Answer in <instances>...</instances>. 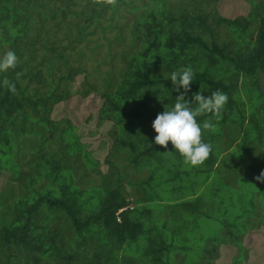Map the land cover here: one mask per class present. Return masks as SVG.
<instances>
[{
  "label": "trees",
  "instance_id": "trees-1",
  "mask_svg": "<svg viewBox=\"0 0 264 264\" xmlns=\"http://www.w3.org/2000/svg\"><path fill=\"white\" fill-rule=\"evenodd\" d=\"M222 1L0 0V55L11 50L18 57L14 69L0 73V176L6 174V183L13 186L8 195L0 198V264H60L61 261L82 264L88 256L118 263L124 252L137 257L141 245L135 252L131 246L144 242L151 243L157 259L171 264L170 256L177 250L173 224L192 223L184 218L189 210L195 213L192 214L195 220L197 216L213 219L214 215L201 214L196 208L199 200L195 203L193 200L198 199V194L190 196L194 183L189 177L199 172L186 169L184 175L178 173L188 185L177 193L185 198L175 197L163 206L179 204L182 218L175 223L148 219L146 214L151 210L147 205L153 200L137 197L130 186L121 187V175L117 183H109L111 189L100 208L86 207L84 203L89 199L81 198L85 192L83 180L92 171L101 175L96 159L99 155L88 150L79 127L60 113L58 106L68 103L80 88H83L81 97L96 94L100 109L91 119L97 116L98 123H110L109 134L114 143H119V148L129 147L135 154L141 152L142 160L155 161L156 169L165 176V181L160 175L159 180L170 184L171 192L176 189L169 176L174 168L166 163L174 159L164 155L178 153L173 151L171 142L167 149L153 143L156 133L152 122L178 94L169 80L170 74L190 66L194 80L186 99L190 100L198 91L209 95L215 90L228 97L218 120L211 114L198 118L212 119L215 125L202 133V139L209 143L206 138L211 142V132L227 127L224 137L228 143L238 124L240 136L228 148H234L243 138L248 148L259 146L254 139L243 135L248 117L241 112L242 118L235 122L228 114L232 107L244 106L240 99L234 98L240 83L247 82L249 77L258 84L264 78V23L255 16L250 19L251 26L243 29L240 20L220 15L218 6ZM209 13L213 14L214 25H225L233 34L238 32L241 41L230 42V34L226 33L227 36L221 37V45L210 44L209 36L216 32L209 23ZM126 31L128 35L124 37ZM96 35L101 36V42L93 39ZM212 38L215 40V36ZM243 47H247L248 53L236 63L235 58ZM5 79L15 85V92L9 91L8 84L3 83ZM162 87L169 97L162 95ZM160 96L162 100L158 99ZM143 114L150 121L147 136L143 134ZM128 132L136 137L128 136ZM214 149L212 145L205 162L208 167L221 168L224 157L220 160L221 154L215 155ZM44 152L47 155L40 160ZM207 171L205 168L200 172ZM155 173L152 172L154 176ZM163 182H159V190ZM54 187H58L59 195H55ZM122 190L131 194L125 196ZM221 192L219 185L213 194L218 196ZM60 210L65 212L63 219L71 222L69 227L64 225L69 230L66 234L59 227L61 219L51 222V218H59L49 217ZM120 210L123 211L117 214ZM246 210L248 216H236L229 224L218 215L215 219L218 226L228 231V236L236 237L232 242L245 251L242 237L253 225L250 219L254 216L252 208ZM192 243L194 239L179 245L191 249ZM68 253L73 257H63ZM138 260L136 264H147Z\"/></svg>",
  "mask_w": 264,
  "mask_h": 264
},
{
  "label": "rangeland",
  "instance_id": "rangeland-1",
  "mask_svg": "<svg viewBox=\"0 0 264 264\" xmlns=\"http://www.w3.org/2000/svg\"><path fill=\"white\" fill-rule=\"evenodd\" d=\"M145 1L150 3V0ZM176 1L177 0H172V3H176ZM252 3H256V5L258 3L263 4L256 7V5H252ZM218 9L222 17L240 20L243 29H247L251 26L252 21L250 19L253 18V16H256L264 23V0H224L219 3ZM132 18L133 15L129 16V19ZM208 20L210 21V25L214 28V33L216 32L209 36L210 40L207 38L206 34H203L210 44L215 42L221 45V37L227 36L226 33L230 34V42L241 41L238 32L233 34L227 31V26L225 25L220 27L214 25L213 14L209 13ZM127 35L128 32L126 31L124 37ZM256 35V32H253V37H256ZM212 36H215V40H213ZM95 38L99 39L100 42L102 41L100 35H96L93 39ZM120 45L122 46V44ZM247 53V47H243L239 56L235 58V62L240 63L241 60L246 57ZM105 67L107 68V66ZM81 81L80 79L79 83ZM233 83H236V81H233ZM82 89L83 88H80V92ZM80 92L72 97L68 103L61 104L58 107H60V113H63L65 117H70L73 124L79 127L82 133L83 143L89 145L88 150L91 151V153L99 155V157L96 156V159L99 161L98 167L101 175L99 171L96 173L92 171L93 174L85 176L83 180L85 192L81 195V198L82 200L89 199L88 202L84 203L86 207L92 209L100 208L102 201L105 199L104 196H107L108 190L111 189L109 183L112 184V181L113 183H117L121 175V183L119 182L121 187L130 186L132 188L131 192L133 191L134 194L137 193V197L142 199L144 196L150 198L151 201L153 200L149 202L151 203L150 205H147L151 210L150 213L146 214L147 217L149 216L148 219H153L155 220L154 222L165 220L175 223L182 218V210L179 204H170L165 208L163 206L166 205V202H173L175 197H179L182 200L185 198L178 196L177 193H179L180 190L184 191L183 187L188 185V183L178 172L183 174L185 169L186 171H198L199 173L194 172L189 177V181L193 178L192 183H194V188L191 195L188 193L187 197L189 195L193 196L194 194H198V199L193 200L194 203L199 200L196 208L201 214L206 213L210 214V216L212 215V217L214 215V217L209 220L197 216V220H195L192 215L195 213L189 210V212L184 215V218L191 220L192 223L182 224V222H180L173 224L176 227L172 226V235H176V244L174 243V245L177 250L172 252L170 256L171 264H264V183H258L254 179L259 175L261 170H264V151L260 149L259 146L248 148L246 138H243L242 142L234 148H228L231 147L240 136V126L238 124H235V129L231 136L232 140L228 143L224 137L227 127L219 129L220 131L216 133L211 132V142L209 137L206 138V140L215 147V155L216 153L217 156L221 154L220 160L224 157L221 168L215 166L208 167L206 162L194 167L186 164L183 157L179 154L175 155L176 153H173V155H164V158L170 157L174 159V161L166 163V165H172L174 168L171 169L169 176L172 177V183L176 186L174 191L169 192L170 184L163 182L165 181V176L162 177V172L156 169L157 163L155 161L150 158L142 160L139 158L142 155L141 152L135 154L129 147L124 149L119 148V143H114V138L109 134L110 123H98L97 116L91 119L93 113L97 115L99 112V97L94 93L91 95L89 94L87 97H81L79 94ZM234 98L240 99L244 103V106L238 104V106L232 107L228 114L229 119L235 122L238 121L242 118L240 115L241 112L244 117L247 116L249 121L244 128V132L264 148V78L261 77V81L259 80V83L256 84L253 78L251 79L248 77L247 82L242 81L240 83V87L237 89ZM226 106L227 102L224 107L226 108ZM138 111L142 112L143 110L139 109ZM146 118L147 116L143 114V119H145L143 134L147 136L150 130V121ZM209 131L210 129H208V132ZM128 136L136 137L132 132H128ZM121 137H123V135ZM28 143L29 139L25 141L26 145ZM114 148L115 150H113ZM110 151H113V153L110 154ZM219 151L222 152L218 153ZM42 154L43 156H41L40 160L47 155L45 152ZM148 162H151L150 166ZM205 168H208V171L201 173L200 171ZM153 171L154 173L156 172L155 176L152 174ZM159 175L160 179L163 181L159 180ZM4 176L7 175L2 174V176H0V198L8 195L13 188L11 183H6V178H4ZM159 182H163L160 190ZM219 185L222 186V192L220 195L218 194V196H216L213 194V191H215ZM54 189L55 195H59L58 187H54ZM131 192L122 190V194L125 196L131 194ZM157 192L159 193L158 195L156 194ZM163 198H165V200H161ZM250 208L254 211V216L250 219L253 225L248 228L245 235L242 233V235H244L242 237L243 243L247 249L245 251V249L241 250L240 248L242 247L237 245L236 242H232L237 240L236 237L228 236V231L218 226V221L215 219L218 215V218L222 219L224 223L229 224L236 216L240 218L248 216L246 209ZM43 211L46 212L45 210ZM53 216H57L59 219L51 218V222H57L61 219V226L59 227H62L66 234L69 230H67L68 228H64V225L69 227L71 226V222L68 219H63L65 212L60 210L49 214V217ZM259 219L261 222H259ZM200 220H204V222ZM194 222L196 223L195 226ZM253 226L254 228H252ZM255 227L258 228L256 229ZM71 231L72 229H70V232ZM214 236L216 237L214 238ZM192 239H194V243H192L191 249L190 247L184 248L179 245L187 244L192 241ZM227 242L230 243L228 244ZM139 245H141V251L137 257L133 256L134 253H131L130 256L129 252H124L120 255L118 263L113 261L106 263L107 260L94 256H88L86 261L83 260L81 263L136 264L137 259H140L138 262L141 263H143L141 261L143 260L147 264H164L162 260L157 259L154 249L149 243L144 242L132 245L131 247L134 252ZM213 246L214 251L210 252ZM215 246H217V251H215ZM109 249L111 248L109 247ZM67 255L70 254H65L63 257H67ZM76 263L60 262V264Z\"/></svg>",
  "mask_w": 264,
  "mask_h": 264
},
{
  "label": "clouds",
  "instance_id": "clouds-1",
  "mask_svg": "<svg viewBox=\"0 0 264 264\" xmlns=\"http://www.w3.org/2000/svg\"><path fill=\"white\" fill-rule=\"evenodd\" d=\"M17 61L18 57L14 51L9 50L0 55V73L14 69ZM169 80L178 94L171 105H166L165 110L158 113L153 120L152 128L156 133L153 143L167 149L168 143L171 142L173 151L182 156L186 164L199 166L212 152V145L202 139V133L215 125L212 119L200 121L198 118L211 114V117L218 120L228 97L220 90H215L209 95L198 91L193 93L190 100L186 99L190 84L194 80V72L190 66L173 71ZM3 83L8 84L10 92H15L14 84H10L7 79ZM160 90L165 98L169 97L165 95L169 93L167 90L163 87ZM158 99L162 100L161 96ZM254 179L258 183H264V170H261ZM122 211L120 210L117 214Z\"/></svg>",
  "mask_w": 264,
  "mask_h": 264
},
{
  "label": "crops",
  "instance_id": "crops-1",
  "mask_svg": "<svg viewBox=\"0 0 264 264\" xmlns=\"http://www.w3.org/2000/svg\"><path fill=\"white\" fill-rule=\"evenodd\" d=\"M259 5H260V3H259ZM243 135H244V137H247V138L253 139V138H251L246 132H244V130H243ZM255 142L257 143L256 140H255ZM257 145H259V144H257ZM259 146L262 148L261 145H259ZM262 150L264 151V148H262ZM149 244H151V243H149ZM152 247H153V246H152Z\"/></svg>",
  "mask_w": 264,
  "mask_h": 264
}]
</instances>
